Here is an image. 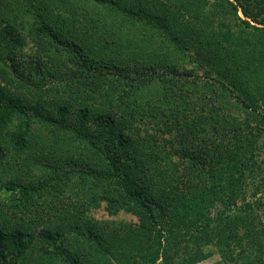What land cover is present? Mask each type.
Segmentation results:
<instances>
[{"label":"trees","instance_id":"1","mask_svg":"<svg viewBox=\"0 0 264 264\" xmlns=\"http://www.w3.org/2000/svg\"><path fill=\"white\" fill-rule=\"evenodd\" d=\"M0 264H264V0H0Z\"/></svg>","mask_w":264,"mask_h":264},{"label":"rangeland","instance_id":"2","mask_svg":"<svg viewBox=\"0 0 264 264\" xmlns=\"http://www.w3.org/2000/svg\"><path fill=\"white\" fill-rule=\"evenodd\" d=\"M91 215H94V216H96L97 219H102V220H110V219H112L114 217V219H122V220H125L126 222L127 221H136V219L133 216L129 215V214H120V215H118L116 217L115 216H110L102 208L99 209L96 213L93 212ZM206 251H210V252L214 253L212 255V257L209 260H207V262H209V261L213 262V261H218L219 260V257L216 254V251L214 250L213 247L207 248Z\"/></svg>","mask_w":264,"mask_h":264}]
</instances>
